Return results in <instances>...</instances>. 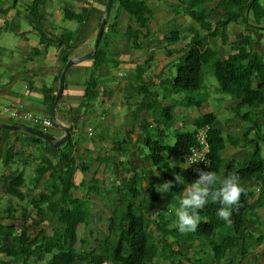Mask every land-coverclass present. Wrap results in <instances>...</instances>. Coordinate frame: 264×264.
<instances>
[{
    "label": "trees",
    "instance_id": "16d2710c",
    "mask_svg": "<svg viewBox=\"0 0 264 264\" xmlns=\"http://www.w3.org/2000/svg\"><path fill=\"white\" fill-rule=\"evenodd\" d=\"M19 1L13 0L12 7L18 5ZM177 1L180 3L177 9H185L184 14H188L194 23L199 25L200 30L194 29L193 37L184 53L178 60L175 59L173 66L167 65L172 62L166 64L167 75H163L165 78L162 77L159 83H155L157 86H154L153 78H148V81L141 86L139 84L147 73L146 69L150 66L151 56L144 62V66L137 65L138 63L134 60L137 66L134 77L131 78V84H128L132 92L128 95L129 99L135 95H141L139 110L148 111L150 118L157 117L165 126L159 128L157 139L154 138L155 134H153L154 137L149 134L145 136L142 132L149 129L148 122H151L149 119H144L141 126H138L149 151L147 162L150 167L148 169L158 170L164 180H172L174 186L164 193V199H160L153 184L154 176H150L146 168H138L130 161L129 143L135 142L133 137L136 133V128L133 126L130 131L127 130L126 140L112 143L113 151H117L128 160L118 163L108 156L104 159V162L111 161L112 175H116L115 185L119 196L116 208L108 211L106 217L95 219L92 204L83 197L75 196L77 190L83 186L87 187L89 178L93 188L99 184L97 179L99 170L92 172L90 163H99L101 158H92L90 148L81 151L77 145L80 137L75 139V132L79 128L83 115L79 113L81 109L89 110L86 113L87 116L85 114L87 119L91 106L95 105L100 84L98 76L104 68L110 66L116 68L119 62L113 58L116 54L110 47L116 46L109 41L107 33L117 31L122 12H125L127 28L123 35L131 42L130 47L135 50V56H138V51L144 49L145 44L152 40L147 35L154 16L149 0H113L108 20L114 8H117L116 19L110 24L107 21L98 50L88 59L92 62L90 79L86 86L84 102L77 111L71 108L74 117L72 116L70 126V140L63 147H56L52 142L24 131L0 128V162L8 170L3 175L2 188L6 197L26 202L20 217H15L10 209L5 220L0 217V254L5 259H9L7 264H164L168 260L174 264L187 262L191 264L192 261L180 250L183 245L194 246L197 242L196 246H199V250L202 249L206 256L203 261L209 258L212 261L211 264L213 262L238 264L236 262L238 257L245 258L253 250L264 247V230L259 228L256 222L262 219L258 215V210H264V159L261 154L264 146V61L255 50L248 23L251 13L257 23L264 20L262 0H229L228 2L220 0L219 5L225 7V17L215 25L209 20L210 12L201 7L208 0ZM85 2H82L79 12L73 10V5L67 2L63 7L64 20L78 23L77 33L91 16L92 6ZM46 3L47 0H31L27 10L28 16L35 22L34 27L40 33V42L47 47L53 43L59 44L66 51L63 67L56 79L59 83L63 69L70 59V51L75 48L73 41L76 36L71 39L70 33L64 32L53 40L44 32L43 13ZM103 17L104 15L99 18L97 29ZM241 21L244 22L248 34L245 32L236 34V40L231 45L234 52L223 59L220 57L216 42L220 37L222 46H228L230 44L229 27ZM182 37L179 27L173 28L164 36L162 43L168 56L172 57L179 51L177 45ZM148 48L153 47L148 46ZM152 52L151 49V54ZM119 64L121 65L120 62ZM208 67L213 69L220 91L231 96L236 102L235 116L249 124L242 136L241 144L228 141V138L224 137V132L214 126L217 121L215 113H203L196 118L184 116L186 118L182 119L183 123L178 129L176 127L178 118L174 114L175 107H162L159 91H155L159 89L164 100H167L168 94H196L204 86V72ZM134 85H138L135 87L137 92L133 91ZM163 86L168 88L162 93ZM154 95L155 98L147 102V99ZM55 99L56 96L53 98L51 109ZM157 105L161 106L157 108ZM161 107L162 110L158 112ZM185 107L190 111L201 105L199 101L189 99ZM242 109H248V111L241 114ZM183 110L186 111L184 108ZM132 117L134 118L133 114ZM135 119L142 118L137 116ZM83 122L85 123V119ZM188 126L192 127L193 131L180 132ZM168 127H174L176 130L173 135L174 144L166 142L169 140V135L165 134ZM202 130H207L210 159L209 168L202 170L214 171L221 178L236 173L244 193L238 208L233 210L231 227L218 217L217 211L220 205L209 201L200 210V217L204 220L200 219L198 229L195 232L182 234L178 228H169L176 219L172 217L173 212L169 204L183 198L190 184L198 178L195 171L197 168L184 169L182 162L192 153V149L199 146L197 138ZM46 133L49 132L46 131ZM228 142L246 150L251 143L254 151H247L243 161L224 158L223 152ZM31 160L36 164L34 176L28 182L26 167ZM172 162H177L179 165L173 167ZM14 165L18 168H13ZM91 172L93 175H90ZM175 175H181L180 183L174 181ZM66 204L68 207L65 206ZM16 221L17 224H15ZM52 222H56V226L50 228ZM152 225L160 231L157 237L150 229ZM81 229L83 233L80 235ZM256 229L259 230L258 233L254 232ZM95 234H97V243L92 247L94 237L89 239L87 236ZM169 238H174L173 241L178 246L177 250L174 249V244L169 242ZM238 261L242 263L241 260ZM201 262L202 260L198 262L195 260V264Z\"/></svg>",
    "mask_w": 264,
    "mask_h": 264
},
{
    "label": "rangeland",
    "instance_id": "374dc122",
    "mask_svg": "<svg viewBox=\"0 0 264 264\" xmlns=\"http://www.w3.org/2000/svg\"><path fill=\"white\" fill-rule=\"evenodd\" d=\"M86 1L90 3L92 8L91 11V17L95 20V26H96V33L92 34L91 39H87L89 41V44L85 48L80 49V42L77 43V55L79 58L83 56V54H88L93 50V46L95 44V38L98 32L97 25L99 23V18L104 15L107 0H47L46 6L44 8V17L45 19L48 18V21L43 22V30L46 34L51 35L54 37L50 30L54 33H70L71 39L76 36L74 42L77 40L80 32L77 33V29H75L77 22H68L66 20H63V12H61V21H57V14L52 11L53 7H55L57 4L59 6L64 7V4H72V9L79 12L81 10L82 2ZM227 2L229 0H226ZM67 2V3H65ZM70 2V3H69ZM208 2H211V0H208ZM31 3V0H20L18 5H16V11L18 12V16H15L14 19H10L12 14H10V10L14 9L15 7H12L13 0H0V22H4L0 27V79H6L14 80L16 77L21 76V74L25 71V67H27L29 64H26L25 62L21 61L19 65L16 64L17 61H20V54H21V44L22 41H29L30 46L37 45L41 39H40V33L37 31V33L32 31L31 24L28 19H31L32 17H29V11L27 10V6ZM262 6H264V0L261 1ZM180 3L177 0H149V6L154 11V16L151 20L150 30L147 32V35L151 37V41H148L145 44V48L141 51H138V56H135L136 53H134V49L131 48V42L127 40L123 33L126 31L127 28V18L125 12H122L121 19L119 21V27L117 28V31H109L108 38L109 41L113 42L116 47L111 46L110 49L113 50V53L116 55L113 57L117 61L121 63V65L118 62L117 67H106L103 69L102 73L98 76L100 79V84L98 87H102L99 91H97V105L91 106V112L89 115V118L86 119L85 114L88 113L89 110L81 109L79 112L82 116L79 123V128L75 132L76 137L75 139L80 137V140L77 142L78 147L82 151L85 148H90L91 156L92 158L100 157L101 161L98 162H92L90 163L91 171L99 170V174L97 175V179L99 180V184L96 185V188L92 187V184L90 183L89 178L87 180L88 184L87 187H82L80 190H77L75 193V196L81 198L83 197L84 200H86L89 204H92L93 206V216L96 219L97 217H106V214L110 210H114L116 208V204L118 203V194H117V186L115 185L117 183L116 181V175H112L111 172V161L104 162V159L108 156L110 159H115L118 163L124 161H127L128 158L124 157L118 153L117 151H113V145L110 144L111 141L115 142H122L123 140H126V132L127 130L130 131L133 126H135V132L138 134L134 135L135 142H131L130 144V154L129 158L130 161L138 168H146L148 170V173L150 176H154L152 178L153 184L156 187L158 185L163 184L166 182L163 178V175L158 170L154 169L153 171L151 169H148L150 167L147 158V155L149 153L148 149L146 148V145L143 142V134L151 135L155 134V137L157 139V134L159 133V128L165 127L161 124V120L157 117L150 118L149 112L145 111L141 112L139 108L140 100L142 99L141 95H135V97L129 99V94L131 92V88L128 86V84L131 81V77L134 76L136 66L141 64L144 66V62L150 58V66L147 67V73L144 75V78L140 81V86L145 84V82L148 81V78H153L154 86L155 83L157 84L160 80L158 78H162L161 74L167 75V65H172L175 62V59L178 60L179 57L184 53V50L186 49L187 44L190 42L191 38L193 37L194 29H198L199 25L197 23H194L192 18L188 14H184L185 9H177L179 7ZM207 6V5H206ZM202 8L204 6H201ZM200 7V8H201ZM201 8V9H202ZM93 9V10H92ZM8 11V12H7ZM89 11V12H90ZM88 12V14H89ZM181 14H178V13ZM11 13H14L12 10ZM222 13V12H221ZM53 14L55 16H53ZM117 14V8L113 9V12L111 14V18L108 20L109 24L113 20L116 19ZM184 14V15H182ZM7 15H9L7 17ZM94 15V17H93ZM210 22L215 25L219 20H221L223 15L219 14H210ZM253 17V16H252ZM240 23H244L241 21ZM249 23V29L253 32H260V34L264 35V30L259 29L263 28L264 20H262L261 25L260 23H257V21L253 18H250ZM241 25V24H240ZM242 26V25H241ZM179 27L181 30V33L183 35L181 42L178 43L177 49L179 51L175 53L174 56H168V54L165 52V46L162 43L163 38L166 34L172 31L173 28ZM73 30H72V29ZM243 29L239 25H234L229 27L228 33L229 36H232V40H235L236 37L233 38V35L238 34V32ZM244 32H246L244 30ZM77 34V35H76ZM153 36V37H152ZM155 36V37H154ZM85 38H82L80 41L84 40ZM157 41V43L155 42ZM220 57L225 58L228 54L231 52H234L232 48L229 46L223 47L221 46V39L217 40ZM263 43V42H262ZM28 45V44H27ZM28 45V46H29ZM26 46V45H24ZM23 46V47H24ZM47 46V45H46ZM148 46H152L151 48L153 50L151 54V49L148 48ZM37 47V46H36ZM31 50V47H29ZM261 50V51H260ZM262 49L257 48V52L261 55L262 60L264 61V53L262 52ZM34 53L35 52H31ZM74 56V54H73ZM117 56V58H116ZM225 56V57H224ZM134 60L138 63H134ZM30 63V60L29 62ZM92 65V62H91ZM25 66V67H23ZM150 76V77H149ZM16 78V79H19ZM102 82V84H101ZM151 83V82H150ZM114 85V86H112ZM138 85L133 86V91H135V87ZM167 86H163L161 88L162 93L165 89H167ZM170 89V86H169ZM16 90L19 91V87L16 88ZM155 91H159V100L162 101V107L165 106H174L175 107V117L178 118V124L176 127L179 129L181 124L183 123L182 119L184 120L187 117L195 118L199 115H202L203 113H215L217 116V121L215 122L214 126L218 129H222L224 132V137L228 138V141H233L235 143H242V136L245 134V131L249 124L247 122L241 121L238 116H235L236 114L232 111L234 107V103L231 101V97L229 95H226L225 93H222L220 91L219 83L214 75L213 69L211 67H208L205 69L204 72V86L200 89V91L196 94H180V95H166V99L164 100L163 95H161V92L159 89H156ZM220 92V93H218ZM132 93V92H131ZM158 94V93H157ZM63 98V97H62ZM104 98V101L99 99ZM155 98V95L152 97H149L147 99V102H151ZM194 99L196 101L200 102L201 107L196 108L194 107L192 110H188L186 106L187 100ZM64 100V98L62 99ZM61 102V101H60ZM0 103L8 105L9 102L6 101V99H0ZM62 109H66V112L71 111V108L68 109V107L71 105L73 108L74 106L72 104H75V106H78V103H70L68 102L66 104V101H62ZM197 104V103H196ZM59 106V105H58ZM70 106V107H71ZM161 106V105H159ZM157 105V108L159 107ZM162 107L159 109L158 112L162 110ZM186 109V111L183 110ZM248 111V109H242L240 110L241 114H244ZM192 112V113H191ZM132 114L134 118L132 117ZM70 115L74 117L73 113L70 112ZM189 115V116H188ZM87 116V114H86ZM137 116H139L140 120L135 119ZM189 117V118H190ZM85 119V123L83 122ZM144 119H149L151 122H148L149 129H147V134L145 130H139L138 126H141V123L144 121ZM88 120V121H87ZM5 117L0 116V122H8ZM12 122V121H9ZM16 122H21L20 124L26 126V127H32V129H38L42 130V127L35 123H28L26 120H20ZM140 124V125H139ZM239 125V126H238ZM220 127V128H219ZM55 130H59L57 127H54ZM192 130V127L183 128L180 132H186ZM52 130H50V133ZM175 128L174 127H168L165 130V134L169 135V140L166 141L169 144L175 143V138L173 135H175ZM142 134V135H141ZM231 138V139H230ZM126 142V141H125ZM95 143V144H94ZM94 148V150L92 149ZM128 148V147H126ZM142 152H141V151ZM247 151H254L253 145L250 143L248 146V149L242 148L240 146H236L233 143L228 142L226 145V148L223 152L224 158L227 159H235L237 161H243L245 157L247 156ZM101 154V155H100ZM262 158L264 159V146L262 148ZM90 156V157H91ZM182 160V159H181ZM35 162L30 161L28 167H26V176L27 181L29 182V179H31L34 176V167ZM182 164H186V159H183ZM110 165V166H109ZM171 165L173 167H176L179 165L177 162H172ZM13 168H18L17 165H14ZM8 170L2 165L0 162V217L5 220L7 217L8 210H12V213L15 217H20L23 214V206L26 202L18 201L14 198L6 197V194L4 193V190L2 188L3 184V175L7 173ZM90 173V175H93V173ZM157 173L159 175H157ZM125 175V173H123ZM36 192V191H35ZM186 192V191H185ZM38 194V192H36ZM160 199H164V193L157 192ZM185 194V193H184ZM181 199V198H179ZM179 199H176L174 202H170L169 207L173 212L172 217H175L176 219L174 222L170 225V229L177 228V217L175 215V209L178 207V201ZM65 206L68 207L66 204ZM169 209V212H170ZM167 212V213H169ZM156 214V212H155ZM258 215L262 217V219L258 222V227L264 230V210H258ZM155 219H157L155 217ZM200 219L204 220L203 217ZM18 222L16 221L15 224ZM56 222H52L50 224V228L56 226ZM154 235L157 237L160 234V231L158 229H155V226L152 225L150 228ZM50 231V230H49ZM51 232V231H50ZM255 233H258L259 230H254ZM83 233V230L81 229L79 231V234L81 235ZM188 234V233H184ZM89 239H92L93 237V246H96V238L97 234L94 236H87ZM174 238H169V242L174 244V249L177 250L178 246L174 243ZM198 242L194 246H186L183 245L180 252L182 254H185L188 256V258L192 261L191 264H195V260L198 262L199 260H202L200 264H211V260L208 258L207 261H203V259L206 257L204 255V252L202 249L199 250V246H196ZM80 250V249H79ZM201 251V253H200ZM211 252V250L209 249ZM179 257V256H178ZM238 260H241L242 263H240ZM9 259H5L0 254V264H7ZM236 262L238 264H264V247H260L256 251L250 252L247 257L236 259ZM81 264V263H77ZM164 264H174L170 260L166 261ZM186 264H189L188 262ZM199 264V263H197ZM212 264H216L213 262Z\"/></svg>",
    "mask_w": 264,
    "mask_h": 264
},
{
    "label": "crops",
    "instance_id": "0c3cea01",
    "mask_svg": "<svg viewBox=\"0 0 264 264\" xmlns=\"http://www.w3.org/2000/svg\"><path fill=\"white\" fill-rule=\"evenodd\" d=\"M219 1L220 0H212L211 2L204 3L203 6L204 8H206V10L210 12V14L214 13V14L225 16V7L223 5H219ZM16 8L17 7L12 9L14 13H11L12 12L11 10L10 14L12 15L10 17H8L9 15H7L8 18L14 19L15 16H18V12L16 11ZM53 10H55L54 12L58 16L56 22H60L61 14H62L61 12H63V7L57 4L55 7H53L52 11ZM53 16L55 15L53 14ZM252 16L253 15L251 13L250 18L254 19V17ZM28 20L31 24L32 31L37 33L38 30L34 27L35 22L32 19H28ZM63 20H64V13H63ZM44 21H48V18H46ZM3 23L4 22H0V26ZM261 23L259 24V26L261 25ZM234 25H239L240 27L243 28L241 29L240 32H238V34L244 32V30L246 31V26L244 23H239V24L234 23L232 24V28ZM76 27H77V24H76ZM259 29H261L262 31V29L264 30V27L259 28ZM51 30H50V33L51 34L53 33L52 35L54 37H52L51 35L49 36L53 40H56L60 36V33H57V32L54 33ZM95 33H96L95 20L91 16H89L87 19V22H85L84 26L80 30V34L77 40L73 44L75 48L70 51V59H74V60L79 59V56L77 55L78 50L76 48L78 47L77 43L80 42V44H78L80 45V49L87 47V45L89 44V41L87 39H91L92 34H95ZM245 33L248 34V32H245ZM251 35L254 39L255 50L257 51V48L258 49L260 48L263 50L262 52L264 53V35L260 34L259 31L256 33L251 32ZM234 37H236V35H233V38ZM82 38H85V39L80 41ZM231 38L232 36H229V43H230L229 45L232 48L231 45L232 43H234L236 39L232 40ZM29 43L30 42L28 40L22 41V44H21L22 49H21V54H20L21 60L16 62L17 65H19L21 61L25 62V66L26 64H29L27 67L23 66L25 67V71L21 74L20 78L16 77L19 79L15 78L12 81L11 80L7 81L6 79H0V99H6V101L9 102L8 105L2 104V103H0V105L13 107V108L20 110L22 113H29L37 117H42L43 119L53 120L52 118L53 108L51 109L52 107L51 105L53 102V98L57 95V92H58L59 83L56 81V79H57V76L59 75L60 70L63 67V60H64V57L66 56V51L64 47H60L59 44H55V43H53L49 47H47L45 44H42L41 42H39L37 45H34V46H30ZM216 44L218 46V42H216ZM221 46H222V43H221ZM29 47H31V50L29 49ZM223 47H227V46H223ZM31 52H35V55H33L34 53H31ZM85 55H87V53L83 54V56ZM227 56L226 57L224 56L225 58L223 59H226ZM29 60H30V63H28ZM91 67H92L91 61H88L87 59L85 61H82L78 64L73 65L68 72V76L66 78L65 87H64V93H63L64 100L63 101H66V104L68 102L78 103V106H75V104H72L74 106V109H73L74 111H77L78 107H80L82 103L84 102V99H85L84 95H85L86 86L90 79ZM160 75L161 77H163V79L165 78V76H163L164 74L160 73ZM158 80H160V78H158ZM17 87H19V91L16 90ZM100 89H102V87H99V90ZM99 99H102L101 103L102 101H104V98H99ZM231 101L234 103V107H235L236 102L232 99ZM94 104L97 105V102H94ZM70 106L68 107V109L73 108L72 106L71 107ZM58 107L59 109L57 108V113H56L57 122L65 126H71L73 117L70 115V112L72 111H69V114H68V111L66 112V109L64 108L62 109V104H59ZM234 107L232 109L233 112H234ZM72 113L74 115V112ZM9 121H12V120H9ZM9 121L0 122V123H5V124H15V123L18 124L19 123V125L21 123V122H16V121H12V122H9ZM28 123H34V122L29 121ZM38 125L42 127V130H39V131L45 130L42 124H38ZM54 127L50 128L48 132L50 133V130H52V132L50 133L51 135L56 136L57 138H62L64 136V133L58 127H57L59 129L58 131L55 130ZM29 128H32V127L30 126ZM35 130H38V129H35ZM220 130L222 129L220 128ZM135 134H138V133H135ZM112 143L113 141L110 142L111 145H113Z\"/></svg>",
    "mask_w": 264,
    "mask_h": 264
},
{
    "label": "clouds",
    "instance_id": "9594fccd",
    "mask_svg": "<svg viewBox=\"0 0 264 264\" xmlns=\"http://www.w3.org/2000/svg\"><path fill=\"white\" fill-rule=\"evenodd\" d=\"M55 126V125H54ZM191 164L205 160L204 155L189 156ZM186 169L187 164H182ZM198 178L192 182L179 201V207L175 209L177 217V228L180 233L195 232L201 222L200 210L211 201L220 205L217 215L229 227L233 224L231 219L234 209H237L244 188L240 184V178L236 173L226 177H219L214 171H204L197 168ZM157 175H159L157 173ZM174 181L181 182V175H175ZM219 185V187H217ZM174 186L172 180L166 181L156 187V191L165 193Z\"/></svg>",
    "mask_w": 264,
    "mask_h": 264
},
{
    "label": "water",
    "instance_id": "95a60500",
    "mask_svg": "<svg viewBox=\"0 0 264 264\" xmlns=\"http://www.w3.org/2000/svg\"><path fill=\"white\" fill-rule=\"evenodd\" d=\"M112 3H113V0H107V4H106V8H105V14H104V17L100 23V26H99V29H98V32H97V35L95 38V44L93 46V50L90 53H88L87 55H85L79 59H76V60L70 59L67 62V64L65 65L63 72L60 76L59 88H58V92H57L56 99H55L54 106H53L52 118H53L54 125L64 132V136L62 138H57L56 136H53L50 133L42 132L39 130H34L32 128H29V127H26L23 125H15V124L0 123L1 129L12 130V131H24V132L29 133L35 137L40 138V139L46 140L48 142H52L56 147H63L70 140L71 127L62 125V124L58 123L56 120L57 108H58V105H59V103L63 97L67 74L73 65L78 64L82 61H85V60L91 58L97 52L98 47H99V43H100L101 38L103 36V32H104L105 26L107 24V21H108L109 15H110Z\"/></svg>",
    "mask_w": 264,
    "mask_h": 264
},
{
    "label": "built area",
    "instance_id": "2783aa9c",
    "mask_svg": "<svg viewBox=\"0 0 264 264\" xmlns=\"http://www.w3.org/2000/svg\"><path fill=\"white\" fill-rule=\"evenodd\" d=\"M0 116L5 117L6 119L12 120V121H20V120H26L34 122L35 124H42L45 128V132L48 131L50 128L54 127V123L52 119H43L42 117H37L29 113H22L20 110L9 107V106H2L0 105ZM198 143L199 146L192 149V153L188 155L189 156H196V155H204L205 160L204 161L197 162L196 164H191V161L186 158V164L189 167L199 168V169H207L210 166V159L208 157L209 153V144L207 141V130H202L198 135Z\"/></svg>",
    "mask_w": 264,
    "mask_h": 264
}]
</instances>
